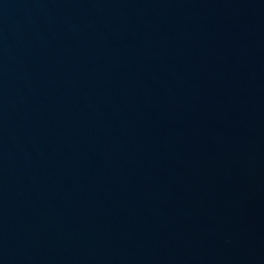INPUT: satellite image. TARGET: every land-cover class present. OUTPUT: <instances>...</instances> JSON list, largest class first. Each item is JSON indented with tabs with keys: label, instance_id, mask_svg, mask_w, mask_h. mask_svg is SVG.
I'll list each match as a JSON object with an SVG mask.
<instances>
[{
	"label": "water",
	"instance_id": "95a60500",
	"mask_svg": "<svg viewBox=\"0 0 264 264\" xmlns=\"http://www.w3.org/2000/svg\"><path fill=\"white\" fill-rule=\"evenodd\" d=\"M264 144V0H52Z\"/></svg>",
	"mask_w": 264,
	"mask_h": 264
}]
</instances>
